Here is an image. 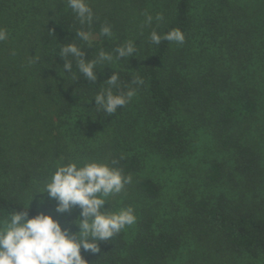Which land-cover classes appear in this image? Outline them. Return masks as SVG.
I'll use <instances>...</instances> for the list:
<instances>
[{"label":"trees","instance_id":"obj_1","mask_svg":"<svg viewBox=\"0 0 264 264\" xmlns=\"http://www.w3.org/2000/svg\"><path fill=\"white\" fill-rule=\"evenodd\" d=\"M89 2L101 41L86 59L115 55L128 39L138 45L112 65L136 95L111 115L91 100L109 66L96 83L75 81L71 57L73 73L63 71L59 43H80L77 29L89 30L66 0H0V28L10 33L0 42V217L42 190L57 162L88 158L132 176L105 208L132 206L137 217L99 253L81 248L89 264H264V0ZM145 12L163 20L142 26ZM105 22L111 39L100 35ZM174 28L183 44L150 42L153 30ZM155 161L183 172L173 197L144 173ZM56 203L36 194L29 217L44 212L78 231L80 208L61 214Z\"/></svg>","mask_w":264,"mask_h":264},{"label":"clouds","instance_id":"obj_2","mask_svg":"<svg viewBox=\"0 0 264 264\" xmlns=\"http://www.w3.org/2000/svg\"><path fill=\"white\" fill-rule=\"evenodd\" d=\"M66 4L80 25H87L89 30L84 27L77 29L75 36L80 43L75 40L71 43H59L58 56L65 60L63 71L66 74L73 73V63L69 59L71 57L75 60L79 73L78 76L74 75L75 81L83 75L85 79L96 83L98 71L109 66L112 69L111 76L101 83L105 86L91 100L94 98L98 113L115 114L133 99L136 88L121 89L119 72L114 71L112 65L115 61L136 56V40L121 42L114 49L115 55L101 49L94 57L86 59L85 49L93 47L90 29L96 18L95 13L89 0H66ZM143 16L142 26H150L154 20H163L160 13L153 17L145 12ZM9 35L7 29L0 28V42L7 40ZM100 35L111 39L112 26L107 22L102 24ZM149 39L155 45H159L161 40L183 44L185 35L178 28L163 35L153 30ZM15 54L13 50L11 55ZM132 83L139 86L144 81L137 76ZM113 89L117 91L114 92ZM123 158L121 155L120 159ZM117 163V160L112 161V165ZM132 180V176L125 175L122 168L88 158H82L79 163L72 160L66 164L57 162L55 171L51 173L42 190L36 191L26 205L0 217V264H89L82 256L81 248L94 254L99 253V242L112 240L136 223L137 217L132 206L105 208L109 198L123 192L125 185L131 184ZM42 193H47L50 199L57 202V213L68 212L77 206L80 208L79 216L71 221L78 231L70 232L68 227H62L57 219L44 212L29 217L30 202L36 194Z\"/></svg>","mask_w":264,"mask_h":264},{"label":"rangeland","instance_id":"obj_3","mask_svg":"<svg viewBox=\"0 0 264 264\" xmlns=\"http://www.w3.org/2000/svg\"><path fill=\"white\" fill-rule=\"evenodd\" d=\"M92 39L93 44L98 43L101 41L99 36L97 34L92 33ZM207 142V140H204ZM203 142V141H202ZM157 164H154L153 162H149L144 170V173L146 175L156 176L161 181H163L166 184L165 190L170 194V196L173 197V194L176 193L179 189H182L185 185L183 182V172H181V169H173L172 167L169 168L165 165H162V163L155 161ZM165 166V169L163 168ZM180 183L182 184L180 186Z\"/></svg>","mask_w":264,"mask_h":264}]
</instances>
